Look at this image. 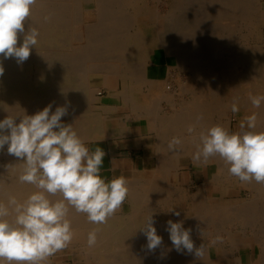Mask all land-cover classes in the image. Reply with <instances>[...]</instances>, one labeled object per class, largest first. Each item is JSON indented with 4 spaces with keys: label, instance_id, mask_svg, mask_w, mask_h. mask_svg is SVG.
Segmentation results:
<instances>
[{
    "label": "bare ground",
    "instance_id": "1",
    "mask_svg": "<svg viewBox=\"0 0 264 264\" xmlns=\"http://www.w3.org/2000/svg\"><path fill=\"white\" fill-rule=\"evenodd\" d=\"M107 1H111L113 6L109 3L107 7ZM133 1L38 0L32 8L31 16L24 22L25 32L28 31L30 25L38 29L39 37L36 46L41 49L45 48L44 51L34 53L48 51L52 43L56 40L60 42V38H62L64 42H61L64 46L69 47L74 44L80 46L77 51L83 52L82 60L87 68L81 69L84 76L78 78L69 77L73 74V70L65 68L62 72L63 77L60 79L62 81L70 80L76 84L64 87V85L55 84L54 78H52L53 71L45 60L46 58L33 57L37 72L32 80L23 76L24 71H20L19 64L17 66L16 63H10L12 59L3 60L4 74L0 76V120H3L8 112L11 115L19 116L24 113L33 115L51 104L52 112L60 105L66 106L68 113L73 115V119L76 117L75 120H78L76 115L81 114L82 123L91 127L90 124L95 122L98 117L97 108L93 102L96 99L95 96L100 94L103 80L108 74H112L113 71L117 72L120 78L130 81L129 83L134 85L132 89L142 84L146 85L153 92H151L152 97L147 98L149 100H144L146 102L144 107L149 108V112L147 109V114H143L146 115V124L150 126L149 129L155 131V134L159 136L160 153L158 152V154H161L163 159L159 163L160 170L137 181L134 179V184L130 183L133 188L129 190V199L124 209L126 215H119L116 211L105 224L96 225L89 223L85 214L76 213L74 209L71 210L68 218L72 223L74 237L67 248L84 249L86 264H94L93 262L101 264L103 258L109 259L107 262L110 264H212L211 255L208 252L211 245L215 246L218 264H223L227 259L229 261L237 260L233 257V253L241 245L250 244L255 247L259 242L264 246V184L254 181L252 183L240 182L229 174L227 167L219 157L211 159L207 164L193 162L192 154L195 151V143L193 136L188 134L186 129L190 124L196 123L198 114H203L204 118L197 125V131L216 124L223 125L232 131L233 119L237 121V131H240L241 120L238 119L236 113L231 111L232 101L236 98L239 101L238 107L239 105L245 106L250 114L257 113V130H264V103L260 108H254L249 99L250 96L264 95V46H261L260 42L247 41L248 37L242 34L244 24L249 23L252 28L257 27L258 24H264V3L261 0H203V2L199 0L202 2L201 6L191 7L188 16L185 15L189 19V24H187L189 27L183 31L175 32L172 29L165 30L167 27H165L164 21H161L158 17L159 14H154L150 8L142 12L140 10L133 11V13L129 11L128 16L124 13L125 20L118 18L116 12L114 13V5L116 4V11H120L122 6L117 7V4L124 3L123 7L126 8V5L129 7L134 5ZM182 1L185 0H172L169 6L176 10L181 6ZM159 9L160 6L158 11ZM154 10V12L157 11L156 8ZM77 11L82 14L81 25L86 27L91 24L94 26V30L93 27L92 30L82 28L81 31L76 28L78 25L73 15L75 13L77 16ZM92 11H95L94 14ZM140 12L150 13V20L155 24V27L145 31L137 28L136 17ZM91 14H93L92 18L97 21L89 20L92 19ZM46 16L50 17L47 21L44 19ZM200 18L213 20L212 27L208 32L199 28V24L203 23ZM158 21L161 23L157 24ZM224 21H227L226 24ZM118 27H130L131 29L129 28L130 30L127 31L122 28L120 31L117 29ZM78 32L81 34L83 32L82 40L78 38L79 42L76 39V36H79ZM97 33L100 34L99 37L96 35ZM169 33H171L170 40L167 42ZM177 33L192 36L190 39L192 43H196V46L191 45L192 43L187 40L186 36V40L178 37ZM22 42L23 34L18 33L17 46ZM152 43L155 45L154 56L151 55L152 59L155 62H158L159 58L166 61L168 72L164 78L159 71H156L155 78L152 77L151 70L146 69L145 63L142 62L144 60L142 55L145 54L144 50L146 49L143 50L144 45ZM109 53H120V61L110 62V60L119 59L114 54L110 56ZM75 57L72 58L75 59ZM121 58L125 62H121ZM82 60L79 61L83 62ZM129 61L134 63L130 64ZM88 65L94 69L91 70ZM173 68H175L176 74L171 73L174 72ZM185 74L190 75L191 80L187 78L188 80L183 81ZM180 79L182 83L178 84L180 85L178 89L175 83ZM149 81L153 83L148 84ZM41 88L45 93L43 95L40 93ZM126 88L125 90H128V87ZM126 94L128 93L124 95ZM46 96L48 97L46 98ZM145 97L147 96L145 95ZM130 100L132 101V99ZM129 104L131 103L129 102ZM162 104L169 111H167L168 113L164 112V115L157 112L162 111L163 106H160ZM141 109L143 110V106ZM131 111L133 110L131 109ZM136 116H140V114L137 113ZM157 125H159V129ZM95 134L93 136H96ZM173 136H179L183 140L182 147L176 154L170 152L167 147L168 141ZM181 157L189 158L195 166L204 165L205 168L210 162H215L216 169L213 173L211 172V177H208L205 172L203 181L196 182L190 176L191 171L180 168L178 159ZM20 162L19 159L7 153V145L3 150H0V201L6 203L9 195L23 201L31 192L35 191L32 185L19 182L18 177L22 170ZM216 186L219 187V191L215 190ZM191 187H195V191L191 192ZM234 188L238 192H243L246 189L249 197H245L246 199L243 201L227 203L226 198L233 194ZM56 198L58 197H53V199ZM176 209H181L184 213V217L178 218L176 221H194L193 232L197 226L198 233H204L205 237L202 241L207 244L203 245L204 255L201 259L192 255L194 252L188 253L186 250L178 252L172 246L170 234L165 229L166 226L158 225L159 222L156 223L166 219L171 220V214ZM191 212L192 215L189 216L188 214ZM151 214H153V220L156 221L153 226L157 229V234L162 237V244L156 249L159 252L154 250L158 253L156 256L152 255L153 251L147 249V238L140 230L144 226L146 218ZM256 215L258 221L255 220ZM195 221H203L201 224H206V226L200 229V224ZM228 222L234 225L232 227L236 228L235 232H238L239 235L231 232ZM230 223L229 225H231ZM93 229H98L97 243L94 247H89L87 237ZM133 241L138 242L140 244L138 250L143 251L141 255H138L139 260L135 261L134 258L137 255L131 251ZM194 243L196 242L194 241ZM200 246L198 245V248ZM56 261V256L53 255L48 258L46 264H54ZM234 263L236 264V262ZM80 264L84 263L81 261Z\"/></svg>",
    "mask_w": 264,
    "mask_h": 264
},
{
    "label": "clouds",
    "instance_id": "2",
    "mask_svg": "<svg viewBox=\"0 0 264 264\" xmlns=\"http://www.w3.org/2000/svg\"><path fill=\"white\" fill-rule=\"evenodd\" d=\"M37 2L0 0V76L4 74L3 60L14 58L22 65L36 48L39 31L30 25L25 32L24 22ZM18 33L23 34L19 46ZM249 99L254 108L264 103V95ZM238 104L234 98L233 113L239 111ZM67 114L66 106L52 112L49 104L33 115L8 112L0 120V150L7 145V153L22 164L19 182L35 189L23 201L13 195L8 196L6 203L0 201V264H46L49 257L67 248L74 237L68 218L71 210L85 214L89 223L105 224L129 193V182L124 176L108 180L101 175L105 150L99 146L90 150L72 124L62 122ZM203 118V114H198L196 123L186 129L195 143L193 162L207 164L219 157L229 174L240 182L264 184V130H257V113L245 116L236 132L220 124L197 131ZM182 144L179 136H173L167 147L176 154ZM154 223L151 214L140 229L147 238L149 251L162 244ZM166 230L178 252L186 250L194 252L197 258L203 257L204 246L195 248L191 229H185L182 221L168 220ZM97 232L93 229L88 233L89 247L96 245Z\"/></svg>",
    "mask_w": 264,
    "mask_h": 264
},
{
    "label": "crops",
    "instance_id": "3",
    "mask_svg": "<svg viewBox=\"0 0 264 264\" xmlns=\"http://www.w3.org/2000/svg\"><path fill=\"white\" fill-rule=\"evenodd\" d=\"M159 66L160 68L155 69V71L161 72L162 73L161 75H163L162 77L166 76L168 69L166 71L165 66H167V64L161 63ZM119 78L120 76L117 74H108L103 80V84L100 89V94L96 96V100L98 102L96 100L93 102L94 106L97 108L96 110L98 117L95 122H92V124H90L92 125L91 127L85 125L84 122L82 123L81 114L76 115L79 119L75 120L76 117H74L73 119V115L68 113L66 116L62 117V122L65 124H72V127L77 131L78 135H80L79 137H81V139L85 141L86 146L90 150H94L97 146L105 150L106 155L104 157V164L101 170V175L103 177H106L108 180H110L113 177H119L122 175L128 180V182L130 180V182L128 183V187L129 190H131L133 188L131 187V184L132 182L134 184V179L135 181H137L138 179L145 177L152 172L154 173L159 171L160 170L159 163L162 162L163 159H162V155L158 154V152L160 153V147H159L160 144L158 141L159 136L155 134V131L149 129L150 126H147L146 124L147 120L145 119L146 115H144L147 114L146 113L147 109H148L147 112H149V108L144 107L146 103L144 100H146L147 98H151L152 97L151 92L153 91H151L148 87H146V85L144 86V84L139 85L141 87L138 86L137 88L132 89L134 85L132 86L129 83L130 81H124L122 77L120 79ZM126 87H128V90H125L127 89ZM130 89H132L133 91ZM126 91H129L130 95L129 92ZM125 93H128L126 94L127 96L124 95ZM143 93L147 97H145ZM128 98L129 100L132 99V101L131 100L129 101ZM129 102L131 104H129ZM141 106H143V110L142 109L140 110ZM160 106H163L162 111L160 110L161 107L159 108L160 111H157L160 115L162 113H163L162 115H164L165 113L169 112L168 109L163 104ZM131 109L133 111H131ZM135 113L136 115L137 113L140 114V116L134 115ZM125 118L128 120H126ZM94 123H96V125H94ZM124 125H126V127H124ZM157 127L159 129V125H157ZM92 133L95 134L96 136H93ZM178 160L180 163V168L182 170L188 169L189 172L191 171L190 176L194 178L195 181L196 179L199 178L204 179L205 176L204 168L202 167L200 168L199 166L197 167L194 164L183 165L182 164L183 159L180 158ZM188 161L192 163L191 159L189 158ZM194 173H196V177L193 176ZM227 198L233 199V195L228 196ZM128 199H129V193L125 201L121 205L120 209L117 210L118 214H121L124 211L125 208L124 206H126ZM230 222H228V225ZM232 226L234 225L231 224V227ZM230 230L232 233L239 235L238 232H235L236 230L235 227L230 228ZM262 246L263 245H261L259 242L257 243V245H255V247H253L250 244L241 245V247L238 250L234 251L233 253L234 256L232 255L237 260L234 259L233 261L232 260L229 261V259H227L223 262V264H235L234 262H236V264H263L264 246L263 247ZM212 247L214 248V250H216L214 245H212ZM261 253L263 254V258L261 257L262 255Z\"/></svg>",
    "mask_w": 264,
    "mask_h": 264
},
{
    "label": "rangeland",
    "instance_id": "4",
    "mask_svg": "<svg viewBox=\"0 0 264 264\" xmlns=\"http://www.w3.org/2000/svg\"><path fill=\"white\" fill-rule=\"evenodd\" d=\"M139 1V2H138ZM155 1H156V4H155ZM158 1V2H157ZM161 1V2H160ZM171 1L172 0H137V2H136V0H134L132 3L135 5H131L130 7L128 6V5H124L126 8H124L123 7V4L122 3H120V4H117V7H121L122 6V8H121V10L120 11H116V7H115V5H114V13L116 14V16L118 17V18H120L121 20H125L126 19V16H128L130 13H129V11L131 12V13H133V11L135 12V11H146V10H149V8L151 9V10H153V13L155 14H159V16L158 17H160V19H161V21L163 20L164 21V23L166 24V26L165 27H167V28H165V30L166 29H172V30H174L175 32H177V30H179V31H183V30H185V29H187L188 27H189V25H187V24H189L188 22H189V19H188V17H186V16H188V14H189V12L191 11V7H194V6H201V4H202V2H203V0H202V2L201 1H199V0H185V1H182L181 2V6L178 8V9H176V10H174V9H171V7L169 6V4L171 3ZM164 2V3H163ZM193 3V4H191V3ZM261 2L262 3H264V1L263 0H261ZM109 3L113 6V4H112V2L110 1H107L106 2V6L108 7V5H109ZM158 3V4H157ZM166 3V4H165ZM149 4V5H148ZM160 4V5H159ZM163 4H165V5H163ZM186 4V5H185ZM138 5V6H137ZM146 5V6H145ZM148 5V6H147ZM155 5V6H154ZM167 5V6H166ZM136 6H137V9H136ZM152 6V7H151ZM159 6H160V9H159V11H158V8H159ZM185 6V7H184ZM129 7V8H128ZM144 7V8H143ZM157 9V11L156 12H154L155 10V8ZM167 7V8H166ZM123 8H124V10H123ZM134 9V10H131V9ZM128 9V10H127ZM143 9V10H142ZM167 10V12H166V10ZM95 10V9H94ZM164 10V11H163ZM172 10H173V12H172ZM126 11H128L127 13H126ZM169 11H171L170 13H169ZM176 11V12H175ZM78 12V13H77ZM76 13V15L77 16H75V13H74V20L77 22L76 24L78 25V26H76V28H78V30H82V28H84V29H88L89 28V30H92V27H93V30H94V26H91V24H90V26H86V27H84V26H82L81 25V19H82V14H81V12L79 13V11H77ZM93 12H95V11H92V13ZM139 13V14H137V16L138 17H136L135 19H136V22H137V24H136V26H137V28H139V29H142L143 31H145V30H147V29H151L152 27H155V24L154 23H152L151 22V20H150V13ZM113 13V14H114ZM124 13H125V15H124ZM129 13V14H128ZM171 13H173L172 15H171ZM179 13V14H178ZM79 14V15H78ZM94 14V13H93ZM93 14H91L90 15V17L92 18V15ZM123 14V15H122ZM165 14V15H164ZM166 14H167V16H166ZM120 15V16H119ZM164 17H163V16ZM183 15V16H182ZM186 15V16H185ZM201 15V14H200ZM77 17H78V19H77ZM123 17V18H122ZM202 17V16H201ZM182 18V19H181ZM79 19H80V21H79ZM201 19V18H200ZM90 21H97V19H94V18H92V19H89ZM201 22H203V23H201V25L199 24V28L202 30V31H205V32H208L210 29H211V27H212V22H213V20H209V19H206V18H202L201 20H200ZM225 22V24H226V22L227 21H224ZM161 22L160 21H158V23L157 24H160ZM207 25V26H206ZM206 27V28H205ZM80 28V29H79ZM122 28H125L127 31L128 30H130L131 28L130 27H118L117 29L118 30H122ZM130 28V29H129ZM163 29V28H162ZM85 31V30H84ZM109 31V30H108ZM126 31V32H127ZM187 31V30H186ZM125 32V30L123 31V33ZM132 32V31H131ZM98 33H100L101 34V32H98ZM96 34L98 37L100 36V34ZM242 34H244V35H246L248 38H247V41H249V42H252V43H261L260 45L261 46H264V24H262L261 23V25H257V27H251V25H249V23H247V24H244V29H243V31H242ZM78 35L79 36H76V39H77V41L79 42V39L80 40H82V35H83V32H82V34H81V32H78ZM92 35H93V33H92ZM170 35H171V33H169L168 34V38H167V42L170 40ZM177 36L178 37H181V39L182 38H184L185 40H186V38H187V40L188 41H190L191 43H192V41H191V37L192 36H189V35H187V34H179V33H177ZM185 36H186V38H185ZM79 38V39H78ZM195 40V39H194ZM64 42V40L62 39V38H60V42H58L57 40L54 42V43H52V45H51V47L49 48V50L48 51H46V52H43V53H39V54H36V53H34V52H37V51H39V52H41V51H44L45 50V48H43V49H41L40 47H37L36 46V48L35 47H33V49H32V51H31V54H30V56L32 57V59H31V57L29 56V58L22 64V65H19L18 66V64H17V62H16V60L14 59V58H10V59H12L11 61H10V63H16L17 64V66H18V68H20V71L22 72V71H24L23 72V76L25 77V78H29V80H32V79H34V77H35V75H36V72H37V66H36V64H35V59L34 58H37V56H40L41 58H46L45 60L47 61V63L49 64V67L51 68V71H53V73H52V78H54V81H55V84L56 85H58V86H63L64 85V87L65 86H70V85H74V84H76V82H71L70 80H68V81H62L60 78H62L63 77V74H62V72L65 70V68H72V70H73V74L72 75H69V77L71 76V77H74V78H78V77H81V76H84L82 73L83 72H81L82 70H85L86 68H87V66L85 65V62H84V60H82V56H83V52L82 51H77L79 48L78 47H80V46H78L77 44H74V45H71V46H69V47H67V46H64V45H62V42ZM155 44V43H154ZM191 45H194V46H196V43H192ZM148 46V47H147ZM55 47V48H54ZM57 47V48H56ZM146 48V49H145ZM153 48H155V45H153V43L152 44H146V45H144V47H143V50H144V53L145 54H143L142 56H143V58H144V60L142 61V62H144L145 63V65H146V69H148V70H151V76L152 77H156V71H155V69H159L160 68V64L161 63H165L166 61H164V60H161L160 58L158 59V62L156 61H154L153 59H152V57H151V55H153L154 56V53H155V49H153ZM135 51H137V50H135ZM73 54H74V56H73ZM76 54H78V55H76ZM100 54L102 55V53L100 52ZM105 54H106V52H105ZM110 54V56L112 55L113 56V54H111V53H109ZM116 54V55H115ZM114 54V56H116V58L117 59H119L120 58V53L119 54H117V53H115ZM147 54V55H146ZM62 55V56H61ZM67 55V56H66ZM100 55V56H101ZM146 55V56H145ZM51 56V57H50ZM76 56V57H75ZM34 57V58H33ZM75 57V59H73V58ZM78 57H80V59L83 61V62H80L79 60L80 59H78ZM151 57V58H150ZM109 59H111V58H109ZM151 59V60H150ZM32 60V61H31ZM65 60V61H64ZM121 62H125V60L123 61V59L121 58ZM29 63H28V62ZM63 61V62H62ZM111 61H114L115 63H116V61H120V59L119 60H110V62ZM32 62V63H31ZM34 62V63H33ZM113 62V63H114ZM129 63L130 64H132V63H134V62H130L129 61ZM147 63V64H146ZM149 63V64H148ZM29 64H31V65H29ZM80 66H79V65ZM82 64V65H81ZM67 65V66H66ZM28 66H29V68H28ZM76 66V67H75ZM86 66V67H85ZM89 67L88 68H90L91 70L92 69H94V68H92V66H90V65H88ZM93 66H95V65H93ZM22 67V68H21ZM23 67H27V68H23ZM80 67V68H79ZM144 67V66H143ZM57 68V69H56ZM59 68V69H58ZM75 68V69H74ZM22 69V70H21ZM79 69V70H78ZM82 69V70H81ZM175 68H173V70H174ZM28 70V71H27ZM32 70V72H30ZM71 70V71H72ZM165 70L167 71V66H165ZM171 71H172V69H171ZM26 72V73H25ZM28 72V73H27ZM55 72V73H54ZM176 72V70H174V72L172 71L171 73H173V74H176L175 73ZM112 74H117L118 75V73L117 72H111ZM29 74V76H27ZM32 76H31V75ZM34 74V75H33ZM162 74V73H161ZM167 75V74H166ZM188 75V74H187ZM186 74L184 75L185 77H183L184 79H183V81H185V80H188L187 78H189V76H187ZM163 76V75H162ZM164 77H166V76H164ZM163 77V78H164ZM60 80V81H59ZM189 80H191L190 78H189ZM178 82H176L175 83V85L177 86V88L179 89V86L181 85V83H182V80L180 79V81L179 80H177ZM66 84H65V83ZM153 82L152 81H149V83L148 84H152ZM178 84H180V85H178ZM67 86V87H68ZM42 89L43 88H41V91H40V93H41V95H43V94H45L44 93V91H42ZM48 96H46V98H47ZM95 98H96V96H95ZM96 99H94V101H95ZM57 106V105H56ZM245 113V114H244ZM236 114H237V117H238V119H240L241 121L243 120V118L245 117V116H247V115H250V112H249V110L245 107V106H240L239 105V111L238 112H236ZM236 125H237V121L236 120H234L233 119V122H232V132H235V131H237V128H236ZM236 128V129H235ZM183 160H182V164L183 165H191L192 163L191 162H189L188 161V158H186V157H181ZM197 167H198V165H197ZM200 168L202 167V168H204V171L208 174V177H211V175H212V173L215 171V162H210L208 165H207V168H205L204 167V165H200L199 166ZM214 168V169H213ZM212 172V173H211ZM211 173V174H210ZM195 175H194V177H196V173H194ZM197 175H198V173H197ZM201 181H203V178H199V179H196V182H201ZM192 186V185H191ZM191 189V192H193V191H195V187H191L190 188ZM194 189V190H193ZM215 190L216 191H219V187H215ZM233 195V199H230V198H226V202L227 203H232V202H236V201H243L244 199H246L247 197H249L248 196V191L246 190V189H244L243 190V192L241 191V192H238V190L236 189V188H234L233 189V194H231V195H229V196H232ZM228 197V196H227ZM246 197V198H245ZM124 207H126V206H124ZM125 209V208H124ZM180 212V215L179 216H176L175 215V212ZM173 212V211H172ZM206 212H208V211H206ZM123 214H125L126 215V211H123L121 214H119V215H123ZM189 216H191L192 215V212L191 213H189L188 214ZM171 220L173 221V222H180V221H176L178 218L180 219V218H183L184 217V213L182 212V210L181 209H176L172 214H171ZM255 220H257L258 221V218H257V215H256V219ZM167 221H168V219H166L165 221H155L156 223H158V225H163L164 227L166 226L167 227ZM183 222V227L184 228H186V229H189L190 227V229H191V239L193 238V242L195 241L196 243H194L195 245V248H198V245H204V244H207L205 241H202L203 239H204V237H205V235H204V233H198L199 232V229L197 228V226H195V229H194V232H193V226L192 225H194V221H182ZM193 224H192V223ZM203 222V221H202ZM201 221H195V223H197V224H200L199 226H200V229L202 228V227H205L206 226V224L205 225H202L201 223H202ZM216 222H218V221H216ZM220 222V221H219ZM189 223V224H188ZM202 225V226H201ZM166 227H165V229H166ZM228 228H231V225H228ZM194 234V235H193ZM199 238H198V237ZM196 238V239H195ZM202 241V242H201ZM135 244V245H134ZM139 243L138 242H135V241H133V243H132V245H131V247H133L132 248V253H136V255L137 256H135V258H134V261L135 260H137L138 259V255H141L142 254V252L143 251H139L138 250V248H139ZM156 250V249H155ZM156 251H158V250H156ZM86 253V251L84 250V249H78V248H65V249H63L62 251H59V252H57L56 254H55V256H56V262H54V264H73L75 261H76V263H74V264H80V262L82 261V263H84V264H86L85 262V253ZM141 252V253H140ZM159 252V251H158ZM209 254L211 255V260H212V264H218V260H217V258L215 257V255H216V253H215V250H214V248L212 247V245L211 246H209ZM62 253V254H61ZM145 253V252H144ZM81 254V255H80ZM158 253L157 252H155V251H153L152 252V255H157ZM63 255V256H62ZM192 255H195V253L194 254H192ZM78 257V258H76V257ZM83 256V257H82ZM54 258V260H55V257H53ZM73 260H72V259ZM111 258H112V256H111ZM69 259V260H68ZM117 259V258H116ZM59 260V261H58ZM107 260L109 261V259H102L101 260V264H110V262H107ZM139 260V259H138ZM106 261V262H105ZM94 264H97V263H95V262H93Z\"/></svg>",
    "mask_w": 264,
    "mask_h": 264
}]
</instances>
